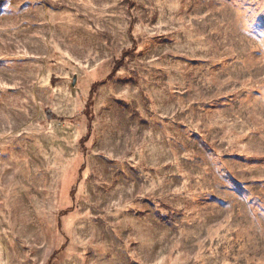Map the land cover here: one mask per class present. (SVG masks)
Segmentation results:
<instances>
[{
	"label": "rangeland",
	"instance_id": "rangeland-1",
	"mask_svg": "<svg viewBox=\"0 0 264 264\" xmlns=\"http://www.w3.org/2000/svg\"><path fill=\"white\" fill-rule=\"evenodd\" d=\"M0 264H264V0H0Z\"/></svg>",
	"mask_w": 264,
	"mask_h": 264
}]
</instances>
